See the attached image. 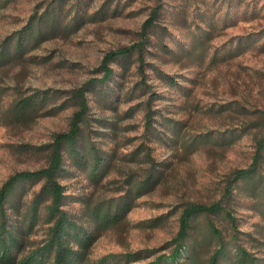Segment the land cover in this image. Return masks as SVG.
<instances>
[{"label":"rangeland","instance_id":"rangeland-1","mask_svg":"<svg viewBox=\"0 0 264 264\" xmlns=\"http://www.w3.org/2000/svg\"><path fill=\"white\" fill-rule=\"evenodd\" d=\"M52 1L0 0V187L17 171L47 166L46 145L71 128L79 109L71 91L104 77L108 52L149 37L141 70L137 53L127 68L113 61L115 75L89 92L84 143L103 150L102 176L93 178L67 156L61 182L69 195L65 208L92 226L93 210L115 211L130 190L131 207L101 230L89 257L116 253L122 260L108 264L151 263L172 251L184 208L218 200L233 172L251 164L264 135V0H67L61 14L64 22L82 15L76 28L49 30L23 54L1 58L8 37ZM40 89L64 93L23 110L21 99ZM150 174L152 188L136 192ZM41 184H28L12 220L23 219ZM254 200L240 191L233 201L245 231L239 241L264 255V218ZM40 209L38 223L24 234L27 251L47 236L46 209ZM208 219L200 215L195 223L205 228ZM211 219L225 228L218 215ZM199 251L205 261L211 248Z\"/></svg>","mask_w":264,"mask_h":264},{"label":"trees","instance_id":"trees-1","mask_svg":"<svg viewBox=\"0 0 264 264\" xmlns=\"http://www.w3.org/2000/svg\"><path fill=\"white\" fill-rule=\"evenodd\" d=\"M67 0H53L46 11L39 16H32L21 29L14 33L15 38L9 46L4 44L1 58L19 56L36 44L49 30L69 32L82 21V15L77 12L72 20L65 21L61 14ZM80 4V0H78ZM79 11V9H78ZM148 24V26H147ZM154 23L146 22V29ZM147 37L142 43L121 47L110 51L102 61L105 75L102 79H92L90 82L73 89L70 97L74 98L79 109L74 114L71 128L67 132L56 134L54 140L46 146L50 148V161L47 166L34 170H20L11 174L0 187V264H108L110 259L122 260L118 254H107L98 260H91L90 250L100 235L101 230L118 223L131 207V191L123 195L115 206V211L93 210L90 215L93 226L85 224L72 212L65 208L67 198L66 187L61 182L68 174L66 157L83 168H90L93 178L99 179L105 171L107 159L103 150L93 143H84V124L91 108L89 92L109 82L115 75V69L110 65L118 61L123 68L131 65L133 54H138L139 69L145 62L144 49L149 45ZM10 48V51H9ZM4 52V53H3ZM12 52V54L10 53ZM142 82L146 83L145 79ZM64 91L40 89L21 99L23 110H33L44 105L51 99L60 98ZM151 97L149 98V100ZM58 108V107H57ZM152 112L147 113V127L152 121ZM264 164V135L256 139V150L248 167L235 170L226 182L222 196L210 203H191L187 205L180 216V226L177 235L172 239L173 248L169 255H160L147 264H264V255L244 245L239 241V234L245 232L239 228L240 217L236 215L234 202L237 192L245 191L255 200L253 205L261 208L264 218V174L261 171ZM42 181L40 190L34 195L27 207L23 219L12 220V213L19 212L23 198L30 183ZM151 174L138 185L136 192L150 190L155 183ZM234 201V202H233ZM46 209L48 232L41 244L27 251V241L24 234L30 233L41 218L40 208ZM12 212V213H11ZM200 215L209 217L206 227H200L195 221ZM218 215L226 222L225 228L217 225L211 219ZM264 244L262 231L259 240ZM209 246L211 252L205 261L200 254V247ZM135 257V254H127ZM131 260H135L131 259Z\"/></svg>","mask_w":264,"mask_h":264}]
</instances>
